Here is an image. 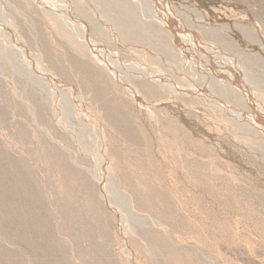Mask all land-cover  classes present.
I'll use <instances>...</instances> for the list:
<instances>
[{
	"label": "rangeland",
	"instance_id": "obj_1",
	"mask_svg": "<svg viewBox=\"0 0 264 264\" xmlns=\"http://www.w3.org/2000/svg\"><path fill=\"white\" fill-rule=\"evenodd\" d=\"M160 1L0 0V264H264V0Z\"/></svg>",
	"mask_w": 264,
	"mask_h": 264
},
{
	"label": "bare ground",
	"instance_id": "obj_2",
	"mask_svg": "<svg viewBox=\"0 0 264 264\" xmlns=\"http://www.w3.org/2000/svg\"><path fill=\"white\" fill-rule=\"evenodd\" d=\"M157 4L159 5V8H163L162 5H161V1L160 0H156ZM174 30L177 31V32H180V31H184L183 29L179 28V27H174ZM247 86V85H246Z\"/></svg>",
	"mask_w": 264,
	"mask_h": 264
}]
</instances>
